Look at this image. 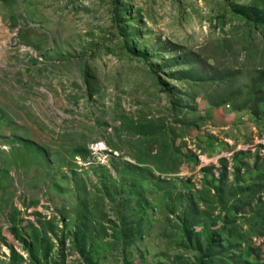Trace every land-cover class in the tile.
Masks as SVG:
<instances>
[{
    "label": "rangeland",
    "instance_id": "374dc122",
    "mask_svg": "<svg viewBox=\"0 0 264 264\" xmlns=\"http://www.w3.org/2000/svg\"><path fill=\"white\" fill-rule=\"evenodd\" d=\"M262 69L264 0H0V264H264Z\"/></svg>",
    "mask_w": 264,
    "mask_h": 264
},
{
    "label": "trees",
    "instance_id": "16d2710c",
    "mask_svg": "<svg viewBox=\"0 0 264 264\" xmlns=\"http://www.w3.org/2000/svg\"><path fill=\"white\" fill-rule=\"evenodd\" d=\"M227 76H230V73L229 72H225L221 77L225 78ZM227 99H221L217 102H214L213 104L214 105H219L221 103H224L226 102ZM261 102H264V69L262 70H259L258 71V74L252 78V81H251V85L249 87V90H248V93H247V96H246V99L244 100V102L242 103V106H237L236 109H242L244 107L246 108H249L251 110V113L254 114V115H259V114H263L264 115V111L263 110H260L259 107H258V104L261 103ZM264 148V144L263 143H258L256 146H255V150H254V153L256 154L257 156V160L258 159H264V154H259V148ZM242 149L240 150H235L232 154H234V156L238 153V152H241ZM249 151H251L250 149H247ZM255 165L258 166L257 164V161L255 163ZM226 166L224 165L222 168H220V170L218 171V178L216 179V181H218L215 185L213 184V190L216 194H218L219 198L224 200V184H223V179L225 178L226 176ZM211 168L210 167H204V171H209ZM256 169V167L254 168ZM235 170H237V172H239L240 168H236ZM214 173L211 172V176L213 175ZM236 175V178H238V174H235ZM264 176V174H263ZM209 183H212V181H210ZM248 189H252L253 192H259V193H262L260 191H264V186L262 184H258V183H253V184H250L248 186H239V187H236L234 190L230 189L228 191V195H234L237 193V190H248ZM233 209L235 211H237V207L234 205L233 206ZM184 222V221H183ZM198 222L197 220V216L196 214H194L192 217H191V220L188 222L189 224H193V226ZM192 226V225H191ZM186 232V235L189 236V234L191 233L189 230H184ZM264 234V233H262ZM209 241L207 242V244L209 246H214L216 247L218 244L216 242V240L210 236L209 237ZM264 240V239H263ZM221 250V248H216L215 249V253H219ZM254 255L256 256L257 258V261L253 262V261H250L248 259H243V258H240L238 256V258L236 259V261H234V264H262V262L260 261L261 258H260V254H259V251H260V248H254L252 249Z\"/></svg>",
    "mask_w": 264,
    "mask_h": 264
},
{
    "label": "built area",
    "instance_id": "2783aa9c",
    "mask_svg": "<svg viewBox=\"0 0 264 264\" xmlns=\"http://www.w3.org/2000/svg\"><path fill=\"white\" fill-rule=\"evenodd\" d=\"M254 150H255V147H254ZM258 150H259V152H260V151H261V148H259Z\"/></svg>",
    "mask_w": 264,
    "mask_h": 264
}]
</instances>
